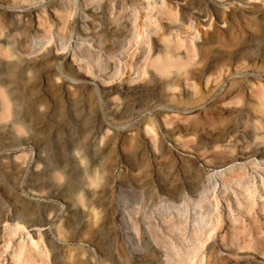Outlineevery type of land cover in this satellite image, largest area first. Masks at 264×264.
Wrapping results in <instances>:
<instances>
[{
  "label": "rangeland",
  "instance_id": "1",
  "mask_svg": "<svg viewBox=\"0 0 264 264\" xmlns=\"http://www.w3.org/2000/svg\"><path fill=\"white\" fill-rule=\"evenodd\" d=\"M161 1L99 0L95 11L83 0H0V90L8 106L0 114V264L28 256L33 264H167L159 247L148 246L153 262L128 251L118 194L142 191L134 218L146 240L144 222L159 196L178 204L181 188L202 205L217 200L216 224L193 264H264V0H163L160 9ZM63 3L74 9L62 11ZM77 32L90 59L72 50ZM164 52L186 63V76L174 68L156 74L150 61ZM98 61L105 83L94 77ZM217 74L226 81L209 92L205 78ZM146 105L169 116L155 146L141 127L149 114L136 112ZM91 163L99 180L89 186L78 169ZM239 163L245 173L223 176L230 191L220 180L212 190L209 176ZM52 165L61 172L48 180ZM242 174L253 176L247 190L232 182ZM73 186L93 207L91 220L86 207L70 217L61 202ZM49 203L56 210L46 220L40 210Z\"/></svg>",
  "mask_w": 264,
  "mask_h": 264
},
{
  "label": "bare ground",
  "instance_id": "2",
  "mask_svg": "<svg viewBox=\"0 0 264 264\" xmlns=\"http://www.w3.org/2000/svg\"><path fill=\"white\" fill-rule=\"evenodd\" d=\"M84 3L90 1L92 4L91 6L94 7L95 11L99 8V0H83ZM164 1H161L160 9L163 7ZM148 5V4H147ZM132 6V4H131ZM74 9L72 6L68 5L67 3L62 4L61 10L64 12H68L69 10ZM92 10H90L91 12ZM169 14L168 16L174 17L175 14H172L170 10L165 11L164 14ZM100 15V14H98ZM214 15L217 17V13L214 12ZM81 17H87L88 15L84 12L80 14ZM130 21L132 22V31L133 37H135V25H134V17H135V10L131 9L128 15ZM147 23H149V19L146 18ZM98 25V23H97ZM75 38L72 36V41L74 42L72 45V50L76 51L79 55L78 57H87L90 59L92 57V51L90 47L82 42H77L78 39L84 38L79 32L73 34ZM56 39L59 43L60 49H63L65 45V37L63 35H56ZM147 46V42H144ZM146 52V48H144ZM150 66L156 72V74L163 76L169 73L171 68L175 69V72L180 75L186 76L185 66L186 63L181 61L179 57L171 56L170 53L164 52L160 56H156L153 60L150 61ZM96 69L94 73V77L99 80L101 83H105V64L101 61L96 63ZM103 72L102 74L100 72ZM117 71H114L113 74H116ZM184 76V77H185ZM228 76V75H227ZM235 76V74H233ZM111 77V76H110ZM186 78V77H185ZM227 78V77H226ZM226 78H221V74H217L212 80L208 77L205 78V85L210 82L213 84V88L209 89V92H217L220 91L223 87ZM239 78V77H238ZM109 79V78H108ZM213 82V83H212ZM249 86H253L254 84L249 82ZM173 87V85H169ZM258 86L263 88V83L258 82ZM241 89H244L240 87ZM245 90V89H244ZM261 93H264L261 91ZM220 95V94H219ZM217 102L223 101L222 94L218 97ZM264 107V102H263ZM150 108V105H146L145 108H139L136 112L138 115L141 114L142 109H146L144 112L149 114V117H144L141 122V127L144 133L151 134L150 143L155 146L156 141L159 140V133L157 127L162 124H167V118L169 117L166 112L161 110L160 112L154 113ZM141 109V110H140ZM8 110L7 106V99L4 95V92L0 90V111L1 115L6 114ZM135 112V113H136ZM132 113L131 115L135 114ZM136 113V114H137ZM132 119V118H131ZM153 134V135H152ZM131 139L135 136L131 133ZM111 148H105L102 152L107 153L110 152ZM155 153V151H154ZM261 162L264 164V157L261 158ZM253 164L257 165V162L253 161ZM236 170L246 171V165L243 163H239L237 165H230L226 167L224 170H218L212 173L209 176L211 181L212 190L217 184V180H220L221 191H230L229 187L226 185L225 181L223 180V176L225 172L234 173ZM51 173L47 174L48 180L55 179L54 175H60V168L57 165H52L50 168ZM78 171L81 174L83 184L86 185H94L98 183L99 176L97 174L98 169L97 166L93 163L91 164H84L82 168H79ZM252 175H236L233 177V184L240 188H244L245 190L248 189L249 181L252 179ZM70 193L67 195L68 202L62 199L61 202L66 203L65 208L68 209V215L71 217L72 215L75 216L74 212L84 209L85 207L88 210V214L90 215V220L94 217L93 207L91 205H85L83 200V193L82 189L78 186H73L70 188ZM91 194V193H90ZM179 194H182L181 200L178 204L174 203L169 198H165L164 196H159L157 201V209L155 210L156 213L153 212L146 216V221L144 222L148 229V239L143 240L137 229L136 220L134 218L136 211L140 210L143 206L142 202V191L141 190H134V193H126L125 191L121 190L118 194L119 199L117 200V214H118V225L123 230V236L125 239V243L127 245V249L132 254H137L138 256L141 254L150 262H153V256L155 255L154 252L148 246H155L159 247L162 251L163 262L167 264H193L194 261L200 260L202 261L201 257V248L203 239L209 236L210 230L215 226L217 217L212 215L213 208L217 204V200L214 197L213 202H207L204 205L201 204L202 199L198 198L196 200L191 199L185 191L181 188L179 190ZM57 190L54 188V191L49 194L47 197L48 200H52L56 198ZM191 205V208H190ZM56 207L49 203L46 204L41 210L42 215H48L44 218L46 220L49 219L50 213H55ZM82 208V209H81ZM73 210V213L70 211ZM87 215V214H86ZM157 216V218H156ZM69 217V218H70ZM44 219V222H45ZM48 223V222H47ZM161 225H164L165 231L168 235H164ZM16 223V227H17ZM59 230V227H57ZM122 232V231H121ZM173 238L175 240H173ZM42 251L38 250L37 254H40ZM152 258V259H151ZM22 264H33L31 258L28 256ZM153 264V263H152Z\"/></svg>",
  "mask_w": 264,
  "mask_h": 264
}]
</instances>
